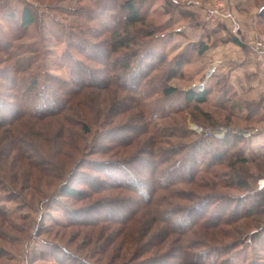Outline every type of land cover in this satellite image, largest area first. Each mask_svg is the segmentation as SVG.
Returning <instances> with one entry per match:
<instances>
[{
  "label": "rangeland",
  "instance_id": "1",
  "mask_svg": "<svg viewBox=\"0 0 264 264\" xmlns=\"http://www.w3.org/2000/svg\"><path fill=\"white\" fill-rule=\"evenodd\" d=\"M134 2L141 7L144 24L129 29V33L121 24L117 31L136 40V45L113 53L109 40L116 26L112 20L125 16L116 10L119 4L114 1L0 0V109L11 107V112H18V101L30 91L33 79L51 94L63 90L54 86L50 77L69 84L77 80L82 89L68 96L63 112L49 115L41 111L42 116L0 128V264H134L151 258L149 250L134 255L140 246L148 247L149 224L162 232L166 241L176 235L147 212H136L126 224L111 221L116 214L127 215L116 211L117 205L129 207L135 196L122 187L101 190L106 184L148 180L150 167L145 164L154 160L145 151H156L163 160L169 151L182 150L185 161L191 146L199 141L210 143V151L222 146L221 141L228 136H238L242 143L235 151L239 150L248 164H236L235 168L227 162L216 165L213 172L218 181L212 180L213 174H206L202 181L206 187L198 194L222 196L235 207L239 201L252 204L256 193L264 189V103L263 116L251 112L248 116L243 109V101L256 111V103L264 100V22L259 18L264 0ZM24 8L34 12L36 22L21 29L18 17ZM146 33L150 36L142 37ZM233 38L243 46L234 44ZM200 43L208 45L202 55L198 52ZM258 44L263 46L255 51ZM74 47L88 56L76 53ZM259 53L262 62L257 73L249 63L252 54L259 61ZM159 54L162 60H156ZM150 55H156L155 59L147 58ZM219 60L223 62L217 63ZM122 62L132 64L127 75L121 67L111 68ZM213 67L214 73L205 82ZM112 74L123 76L115 85L103 86ZM208 84L204 103H186L188 92L204 93ZM170 87L176 93L168 96L164 89ZM44 90L38 91L40 96ZM0 116L11 115L4 111ZM140 119L148 132L143 131ZM84 125H88L89 134ZM209 130L215 135L209 136ZM153 133H157L154 139ZM101 148L105 151L99 153ZM199 158V164L204 159L210 161L204 151ZM133 159L144 160L121 167L120 162ZM80 160L86 164L77 168ZM161 171L164 175L159 181L170 183L174 179L176 171L171 164L162 166ZM238 179L245 180L248 187L231 183ZM64 185L79 189L86 197H64ZM170 189L172 194L194 192L190 184ZM148 190L146 186L144 192ZM172 196H160L157 205H185ZM92 204L97 209L104 204L109 210H98L95 218L86 216ZM218 207L221 204L214 209L216 213ZM160 217L174 220L164 213ZM262 224L264 216H252L221 228L242 238L234 253L237 264L264 261L263 245L252 239ZM229 241L222 237L211 241V250ZM164 245L160 254L168 252ZM205 249L199 252H211ZM211 255H204V259L208 262Z\"/></svg>",
  "mask_w": 264,
  "mask_h": 264
},
{
  "label": "trees",
  "instance_id": "2",
  "mask_svg": "<svg viewBox=\"0 0 264 264\" xmlns=\"http://www.w3.org/2000/svg\"><path fill=\"white\" fill-rule=\"evenodd\" d=\"M106 1V0H101ZM114 1V4L117 5L118 12L120 14H125L123 19H120V17H117V20L113 21L112 24L116 26V30L112 33V36L110 37L109 44L112 47L113 53L118 52L121 49H130L131 45H136V40L134 41L131 39L128 35H121L119 31H117L123 24L124 30L129 33V29H134L136 26L144 24L145 17L141 13V7L134 1H144V0H111ZM116 7V5H114ZM142 6V5H141ZM11 19L15 18L14 14L9 15ZM19 18L20 27L21 29H26L31 26H33L36 22V18L34 15V12L29 8H24L21 12V15ZM260 22H264V7L261 9L259 14ZM112 19V18H110ZM143 34V33H142ZM147 35H142V37L150 36V33H146ZM232 42L240 47L243 46V44L237 39L233 38ZM76 53H81L85 57L88 56L84 52H80L79 48L74 47ZM84 49V48H83ZM208 51V45L204 43H200L198 47L199 54H204ZM153 56V57H151ZM156 55H150L151 60L155 59ZM162 60L161 54H159L156 58V60ZM26 61V60H25ZM24 61V62H25ZM150 61V60H149ZM31 65V63H29ZM131 63L130 62H122L119 66H111V68H118L121 67L123 75L129 74L131 72ZM114 69V70H115ZM19 72V70H18ZM115 72H117L115 70ZM141 73V72H140ZM115 74V73H113ZM106 78V80L103 82L104 85L111 84L115 85L116 82H118L122 76L113 75ZM139 74V73H138ZM136 75V72H135ZM120 77V78H119ZM214 78V77H212ZM7 81V80H6ZM51 83L63 90L62 92L56 94V93H47L48 90H44V88L41 87V84L38 82L37 79H33L31 81V85L28 88L30 91H26V95L19 99V105L20 109L18 112H11V107H5L0 109V112H9L11 115L10 117H2L0 116V128H10L15 125L16 122L26 119V118H36L39 116L44 115L41 111H44L51 114H58L60 112H63L67 106V98L71 94H74L75 92H79L80 90V83L77 80H73V83H68L67 81H61L58 80L55 77H50ZM211 81V80H210ZM100 83V82H99ZM98 86L102 87L101 84ZM207 91L204 93H194V92H188L185 96V100L187 104H201L206 101L208 90H209V84L207 85ZM40 87V88H39ZM1 88H3L1 86ZM43 91V96L39 95L38 91ZM82 91V89L80 90ZM38 92V95H37ZM164 93L168 96L174 95L176 93V89L174 88H166L164 89ZM27 94H31L27 96ZM34 94V95H33ZM33 95V96H32ZM66 96V99H65ZM53 102V103H52ZM52 103V106L50 104ZM67 103V104H66ZM244 108L246 112L248 113V116H250L251 113H256L258 116L262 113V105L264 103L263 101H259L256 103L257 110L252 111L250 110V104L247 101H243ZM253 105V104H252ZM251 112V113H250ZM255 114V115H256ZM247 116V115H246ZM141 120V124H143L144 128L145 125ZM14 123V124H13ZM83 128L85 129V133L89 134L90 131L88 129V125H84ZM146 131V128L143 130ZM142 132V133H144ZM151 138L154 139L157 135V133L150 134ZM14 142V141H13ZM114 142V141H112ZM199 141L198 143L193 144L191 147V151L194 152L188 154V157L185 161L181 159V155L183 153L182 150L178 151H169L164 156V161L160 159L158 153L145 151L144 154H150V157L152 158L151 163L144 162L146 168L149 166L150 171H148V180L141 179V180H131V182H120L118 184H106L104 188L101 190L106 191L109 189H116L118 187L127 188L129 189V195L135 196V200L132 204H129V207L125 206H118L116 208V211L118 210L119 213L127 214L126 216L119 217L116 215L111 216V221H122V223H128L132 217L135 216V213L138 211L141 212H147V214L153 215L154 218L162 224H165L169 231H171L173 234L176 235L174 237L175 239L172 241H166L164 240V236L162 235V232L153 229V227H150V224L147 226V229L150 228L148 233H151L150 235V241L148 242L147 246H140L138 250L134 252V255H136L140 250L141 252H145L149 250L152 253L151 258L143 259L141 262H136L134 264H237L235 258V251L241 246L240 244L243 242L241 237H236L233 232L225 231L224 229L221 230L222 227H230L233 225H236L238 222H240L242 219L250 218L259 216H264V211H260L263 208L264 209V189L260 190L258 193H256L255 201L252 202V204H246L241 201L235 206L232 207V204H227V200L222 196H214V195H202L198 194L199 190L206 187L203 180H205L204 176L206 174L210 175L213 174L214 181H218V175L214 174L213 168L216 165L223 164L224 162L228 163V167L235 168L234 166L236 164L239 165H246L248 164V159L242 155V153L238 150L236 152L237 146H239L242 143L241 139H238V136H228L223 141H221L223 144L219 148L217 147L216 150H210L208 151L209 147H213L210 145V143H206ZM115 143V142H114ZM202 143V145H201ZM13 147L20 151V146L17 143H13ZM99 150V149H98ZM144 150V149H143ZM142 150V152H143ZM206 150V151H205ZM105 151V149L101 148L99 153H102ZM204 151V155L207 157H210V161L206 162L204 161L200 163V154H202ZM61 152V151H59ZM231 152V153H230ZM26 151L24 152L23 156H25ZM163 154V153H162ZM62 155H65L62 153ZM70 158V157H69ZM185 159V158H184ZM35 160V159H34ZM33 160V162H34ZM141 160H132L123 163L120 162L121 167H132L133 165L139 163ZM165 162V164L163 163ZM86 162L80 160L76 163V167L78 166L82 168V164ZM152 164V165H151ZM171 164V167H174V172L176 173L172 174V177L174 179L169 183H164L165 181H159L161 180V177H163L164 173L161 171L162 166ZM184 164H187L185 167ZM199 164V165H198ZM75 165V164H74ZM184 168H183V167ZM75 167V166H74ZM74 169V168H73ZM57 171V170H56ZM93 171V170H91ZM59 173V172H58ZM202 174V175H201ZM75 176V175H74ZM84 176H87V173L84 174ZM203 176V177H202ZM77 177V176H75ZM90 177V176H89ZM153 182L152 184L149 183ZM157 182V183H156ZM231 183H237L236 186L240 188H247V182L243 179H238V181H231ZM179 184H190L194 188L193 191H179L176 193H170L168 192V189L179 185ZM231 184V185H233ZM88 185V183L86 184ZM147 188L149 189L147 193L144 192V190ZM195 186V187H194ZM95 192V194H100L102 191ZM165 194L167 192V195L170 197L172 196L173 199H179L185 203L182 207H178L176 204L168 205V204H159L157 205L160 196L161 198H166L167 195H160L161 192ZM61 193L64 197L70 198V199H77L81 200L85 193L81 192L77 188H70L68 185H64L61 188ZM222 207L219 208V212H215V208L217 205H220ZM91 208L86 209V216L90 215L92 218L95 214H100L98 210L107 211L109 210L106 205L102 204L101 209H97V206H94L95 204H92ZM135 206V207H134ZM170 206V207H167ZM181 206V205H179ZM242 206V207H241ZM156 207V208H155ZM155 208V209H154ZM158 209V210H157ZM215 209V210H214ZM260 209V210H259ZM129 210V212H128ZM132 210V211H130ZM155 210V211H154ZM166 210V212H163ZM156 213V214H155ZM161 213L167 214L168 217L171 216L174 217V220L167 219L166 217L162 219L160 217ZM216 213V215L214 214ZM84 214V215H85ZM155 214V215H154ZM183 216V218H180V216ZM177 216V217H176ZM95 218V217H94ZM170 218V217H169ZM97 220V218H96ZM264 225V224H262ZM261 228V226H260ZM200 230L202 232H200ZM159 234V235H158ZM193 237V240H191L190 237ZM259 236V237H258ZM224 239H231V241L227 243L220 242V246L217 247L215 250H211L210 244H212L211 241H217L219 238ZM155 239V240H154ZM255 239V243H261L260 245H263V251H264V226L261 228L260 233L254 234L253 238ZM164 242V243H162ZM170 242V243H167ZM165 244V245H164ZM166 246L167 251L166 253H162V246ZM149 248V249H148ZM205 248H209L211 252L204 253L202 255V252H199L200 250H204ZM196 249V251L194 250ZM206 250V249H205ZM204 250V251H205ZM148 251V252H149ZM195 252V253H193ZM212 254L209 257V261L207 262L204 259V255ZM130 256L133 258V256ZM201 262V263H200ZM133 264V263H132ZM251 264H264V261H253Z\"/></svg>",
  "mask_w": 264,
  "mask_h": 264
},
{
  "label": "built area",
  "instance_id": "3",
  "mask_svg": "<svg viewBox=\"0 0 264 264\" xmlns=\"http://www.w3.org/2000/svg\"><path fill=\"white\" fill-rule=\"evenodd\" d=\"M262 46H263V45H261V44L256 45L255 51H259L260 48H261ZM258 60H259V62H262V56H261L260 53L258 54ZM214 69H215L214 67H213V69H210V72L207 74V77H206L205 82H207V81L211 78L212 74L214 73ZM203 86H204V84H203ZM207 133H208V135L211 136V137H212V135H215V134H213V132H211L210 130L207 131Z\"/></svg>",
  "mask_w": 264,
  "mask_h": 264
},
{
  "label": "crops",
  "instance_id": "4",
  "mask_svg": "<svg viewBox=\"0 0 264 264\" xmlns=\"http://www.w3.org/2000/svg\"><path fill=\"white\" fill-rule=\"evenodd\" d=\"M251 60H252V62L249 63V65H250L249 68L252 69L254 72L258 73V70H259L258 67L261 68L260 62L256 61V57H254L253 54H252V59ZM216 62L219 63V62H223V61L219 60V61H216ZM263 94H264V92H263Z\"/></svg>",
  "mask_w": 264,
  "mask_h": 264
}]
</instances>
